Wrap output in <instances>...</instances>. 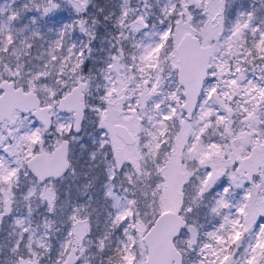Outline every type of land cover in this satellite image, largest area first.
<instances>
[{
  "label": "snow or ice",
  "instance_id": "6c2138e0",
  "mask_svg": "<svg viewBox=\"0 0 264 264\" xmlns=\"http://www.w3.org/2000/svg\"><path fill=\"white\" fill-rule=\"evenodd\" d=\"M0 264H264V0H0Z\"/></svg>",
  "mask_w": 264,
  "mask_h": 264
}]
</instances>
